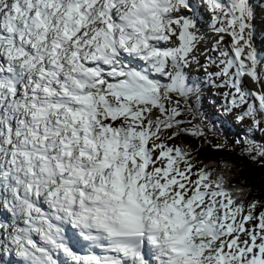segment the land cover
Listing matches in <instances>:
<instances>
[{
    "label": "snow or ice",
    "instance_id": "6c2138e0",
    "mask_svg": "<svg viewBox=\"0 0 264 264\" xmlns=\"http://www.w3.org/2000/svg\"><path fill=\"white\" fill-rule=\"evenodd\" d=\"M206 3L224 25L217 31L232 38L233 57L220 52V87L232 90L225 95L238 119L260 127L264 90L242 87L243 77L261 80L250 0ZM191 8L189 0H0V208L23 223H0V240L23 264H68L56 253L75 264H264L259 202L238 203L223 176L171 143L203 135L185 126L181 104L193 91L183 71L198 40L183 11ZM64 225L105 254L76 255Z\"/></svg>",
    "mask_w": 264,
    "mask_h": 264
},
{
    "label": "trees",
    "instance_id": "16d2710c",
    "mask_svg": "<svg viewBox=\"0 0 264 264\" xmlns=\"http://www.w3.org/2000/svg\"><path fill=\"white\" fill-rule=\"evenodd\" d=\"M152 78L167 83L162 76ZM187 82L193 91L186 103L181 100L185 126L195 125L203 135L182 136L171 143L189 148L201 162L199 166L207 165L213 178L223 176L225 187L238 195V203L242 201L247 206L256 201L260 205L257 212L264 211V156L249 151V148H264V124L260 126L261 133L239 130L223 111H214V102L216 108L222 105H218L210 83L203 76H191Z\"/></svg>",
    "mask_w": 264,
    "mask_h": 264
},
{
    "label": "rangeland",
    "instance_id": "374dc122",
    "mask_svg": "<svg viewBox=\"0 0 264 264\" xmlns=\"http://www.w3.org/2000/svg\"><path fill=\"white\" fill-rule=\"evenodd\" d=\"M189 2L192 8L191 10H183L185 15H187L190 18H193L195 14L196 17H198V13L201 12V15L203 14L202 17L205 18V21H203L205 24L203 26L197 24L196 30L199 29L202 32V36L196 42L195 50L192 56L190 57V63L187 66H185L183 69L185 78L192 75L193 76L196 75L199 76V74L203 75L205 79H207L208 81L212 82L215 85V88L212 91L218 96V98H216V100L218 101V105L219 104L222 105V107L220 106L219 108L212 106L215 109L214 111H216L217 109H219V111H223L224 114L228 117L229 121L232 124H234L235 127L239 128V130L243 128L244 130L251 133L261 132L260 127H254L250 119L247 118H245L244 120L238 119V117L241 114V109L232 108L229 103L231 97L225 95L226 93L232 90L227 87H220V85L223 84L225 78L222 76L218 77L216 75V73L220 71V67H221L219 65V61L221 59H226L224 57H221L220 52L225 51L228 53L229 57H233V52L231 47L232 41L229 38H226V36H224L223 33L217 31V29L222 27L221 24L216 28L215 31V27H213V25L215 23L218 24V22L214 20L213 18L214 14H212L211 10L209 9L206 0H189ZM161 47H163V45H161ZM140 63H141L140 66H134L133 68H136L137 70H140L141 68L144 69L147 68V65H145L143 61H141ZM232 71H234V69ZM148 72L151 73V70L149 69ZM257 72L258 75L261 77V80L258 82H254L255 84H251V83L242 84L244 90L246 91L264 90V58L260 59L258 63ZM214 104L215 102L213 103V105ZM2 209L0 208L1 211ZM3 210L7 212L6 209ZM0 214L3 215V212H0ZM0 223L3 222L0 220ZM8 225L11 226L10 222L8 223ZM7 246L8 245H5V243L2 240H0V262H2V257L6 259L9 254V252H4V248ZM14 253H16V250H14ZM15 260L18 261L19 256Z\"/></svg>",
    "mask_w": 264,
    "mask_h": 264
},
{
    "label": "bare ground",
    "instance_id": "6f19581e",
    "mask_svg": "<svg viewBox=\"0 0 264 264\" xmlns=\"http://www.w3.org/2000/svg\"><path fill=\"white\" fill-rule=\"evenodd\" d=\"M219 2L226 5L228 3V0H219ZM250 6H251L252 11H253V17L250 21V24H251V29H250L251 30V46H252V50L256 54L257 66H258L260 59L264 58V0H250ZM255 12H256V14H255ZM212 14H213V12H212ZM219 15H221V18H223L222 14H219ZM202 16H203V14L201 15V12H200V13H198V17H196V14H195L194 18H195L196 24H200L203 26L205 24L203 22V21H205V18H203ZM219 25H220V23L218 22V24L213 25V27L214 26L218 27ZM222 26H224V25H222ZM205 27H207V26H205ZM215 30H216V28H215ZM195 33H196L198 40H199V38H201V36H202V32L199 29H197V30L195 29ZM254 34H255V36H254ZM223 35L232 41L231 36H229L227 33H223ZM252 36H253V38H252ZM244 83L255 84L248 77L242 78V84H244ZM5 221L8 222L7 219H5ZM17 225L20 226L19 222H17ZM61 259L66 260L65 258H61ZM68 264H73V263H70L68 261Z\"/></svg>",
    "mask_w": 264,
    "mask_h": 264
}]
</instances>
